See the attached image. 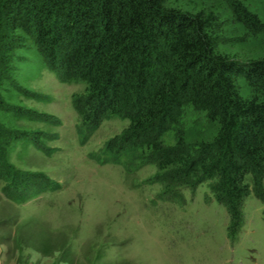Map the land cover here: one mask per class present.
Masks as SVG:
<instances>
[{
	"label": "trees",
	"instance_id": "trees-1",
	"mask_svg": "<svg viewBox=\"0 0 264 264\" xmlns=\"http://www.w3.org/2000/svg\"><path fill=\"white\" fill-rule=\"evenodd\" d=\"M223 1L235 19L252 22L253 30L263 27L240 0ZM221 23L203 0H0V105L5 73L13 72L17 52L31 40L60 81L83 83L85 95L73 103L83 121L127 120L105 155L118 161L132 154L135 168L153 164L152 181L164 192L207 181L225 208L226 236L233 241L244 197L252 192L264 203V57L238 61L218 51ZM238 75L250 88L246 98L238 93ZM184 106L202 112L215 133L188 142L180 130L172 144L163 143ZM0 113L3 191L38 188L39 175L10 170L2 146L12 126L1 107ZM40 243L34 249L50 254L56 241ZM59 250V259L71 262L69 247Z\"/></svg>",
	"mask_w": 264,
	"mask_h": 264
},
{
	"label": "rangeland",
	"instance_id": "rangeland-1",
	"mask_svg": "<svg viewBox=\"0 0 264 264\" xmlns=\"http://www.w3.org/2000/svg\"><path fill=\"white\" fill-rule=\"evenodd\" d=\"M203 1L222 21L218 51L238 61L264 57V0H240L263 25L255 32L253 23L235 19L223 0ZM25 44L13 72L5 73L9 83L0 107L12 127L2 147L10 170L39 175L42 189L34 192V184L7 188V194L0 178V264H264L261 200L252 192L244 197L241 223L230 241L227 213L207 181L164 192L162 183L152 181L153 164L135 168L132 154L118 161L105 155L127 120L83 121L73 106L85 95L83 83L60 81L33 41ZM235 82L239 95L248 97L242 75ZM180 130L191 142L209 139L216 127L184 106L162 142L172 144ZM245 182L250 184L249 176ZM44 238L56 241L50 254L34 249ZM62 244L72 252L71 262L59 259Z\"/></svg>",
	"mask_w": 264,
	"mask_h": 264
}]
</instances>
